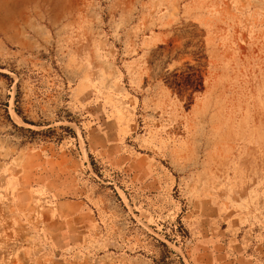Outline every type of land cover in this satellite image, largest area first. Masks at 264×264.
I'll return each mask as SVG.
<instances>
[{"label": "rangeland", "instance_id": "1", "mask_svg": "<svg viewBox=\"0 0 264 264\" xmlns=\"http://www.w3.org/2000/svg\"><path fill=\"white\" fill-rule=\"evenodd\" d=\"M247 186L264 0H0V264H197L215 218L264 229Z\"/></svg>", "mask_w": 264, "mask_h": 264}, {"label": "crops", "instance_id": "2", "mask_svg": "<svg viewBox=\"0 0 264 264\" xmlns=\"http://www.w3.org/2000/svg\"><path fill=\"white\" fill-rule=\"evenodd\" d=\"M60 12L66 13L65 11ZM98 151L111 165L123 164L128 160L130 161L131 158V156L127 157L128 154L125 151L121 150L117 155H111L109 146L102 147ZM143 158L140 155L134 160H142ZM246 190L248 216L252 220L260 221L264 226V196L259 200L253 187L247 186ZM52 204L55 218L61 221L67 222L68 216L76 213H86L87 204L81 197L63 201L56 200ZM242 219L243 216L240 213L236 214L228 222L229 229H226L222 226V220L215 218L211 228L197 230L196 233L199 234L197 247L201 248L199 254L206 257V260H200L197 264H264V229L260 233H256L251 228L244 230ZM204 220L207 218L201 216V221Z\"/></svg>", "mask_w": 264, "mask_h": 264}]
</instances>
